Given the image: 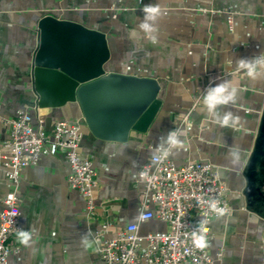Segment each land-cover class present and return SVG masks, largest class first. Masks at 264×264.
Masks as SVG:
<instances>
[{
  "label": "crops",
  "instance_id": "crops-1",
  "mask_svg": "<svg viewBox=\"0 0 264 264\" xmlns=\"http://www.w3.org/2000/svg\"><path fill=\"white\" fill-rule=\"evenodd\" d=\"M150 3H159L166 13L156 44L138 29ZM48 14L103 32L110 52L106 72L157 82L160 105L143 131L130 130L124 140L103 139L88 129L78 102L36 105L32 56L38 22ZM260 54L264 0H0V147L9 138L8 121L20 109L30 114L34 128L40 124L46 131L58 121L77 122L79 151L91 160L97 181L88 217L82 195L67 181L64 150L45 147L36 164L20 169L16 184L0 168V212L2 197L14 189L21 228L31 230L34 241L25 247L15 234L6 264H103L98 241L138 222L145 199L138 172L170 131L185 148L169 158L178 165L210 162L227 189L230 211L208 224L209 255L216 264H264V194L244 192L245 169L264 114V78L251 80L236 67L239 58ZM222 81L239 91L237 101L221 109L241 118L231 128L202 111L205 90ZM230 150L237 153L234 162ZM167 230L156 218L138 226L140 235Z\"/></svg>",
  "mask_w": 264,
  "mask_h": 264
},
{
  "label": "built area",
  "instance_id": "built-area-1",
  "mask_svg": "<svg viewBox=\"0 0 264 264\" xmlns=\"http://www.w3.org/2000/svg\"><path fill=\"white\" fill-rule=\"evenodd\" d=\"M186 117L183 115L182 120ZM31 120L30 114L20 109L8 121L9 138L0 147V168L6 178L16 184L20 169L36 164L45 147L51 151L62 149L70 170L67 181L82 195L86 214L91 217L97 181L91 160L79 151L80 125L58 121L46 131L40 124L34 128ZM154 155L138 172L145 196L138 222L126 225L114 237L98 241L103 264H216L208 248L200 250L194 246L192 232L201 226L209 231V221L218 216L208 208V201L213 198L219 201L224 214L230 211L225 184L210 162L190 160L178 165L169 157L156 162ZM1 200L0 264H6L12 237L22 228L15 190L8 191ZM151 218L165 222L168 230L140 235L139 223ZM202 221L207 223L202 225ZM141 242L145 243L143 248Z\"/></svg>",
  "mask_w": 264,
  "mask_h": 264
},
{
  "label": "water",
  "instance_id": "water-1",
  "mask_svg": "<svg viewBox=\"0 0 264 264\" xmlns=\"http://www.w3.org/2000/svg\"><path fill=\"white\" fill-rule=\"evenodd\" d=\"M37 27L38 42L32 56L37 106L76 101L88 129L103 139L124 140L130 130L145 129L160 105L154 79L106 72L110 52L103 32L49 14ZM118 117L123 119L115 123ZM245 175V194L262 196L264 114Z\"/></svg>",
  "mask_w": 264,
  "mask_h": 264
},
{
  "label": "clouds",
  "instance_id": "clouds-1",
  "mask_svg": "<svg viewBox=\"0 0 264 264\" xmlns=\"http://www.w3.org/2000/svg\"><path fill=\"white\" fill-rule=\"evenodd\" d=\"M166 15L159 3H150L143 8V19L138 24V29L153 44L158 42V25L160 20ZM238 70L244 72L251 80L264 78V54L251 57H242L236 61ZM238 89L231 86L228 81H222L208 87L203 96L204 111L220 127H235L240 123V117L231 111H221L225 106L234 104L238 99ZM185 148V142L176 131H170L162 137L161 143L153 159L156 162H163L170 155ZM236 151L230 150L228 156L233 162L236 158ZM208 208L218 216L224 215V209L219 206V201L215 198L208 201ZM202 225L207 221H202ZM208 229L199 227L192 232V242L197 249L203 250L209 247L207 237ZM18 243L25 247H31L34 243L33 232L31 230L20 229L16 233Z\"/></svg>",
  "mask_w": 264,
  "mask_h": 264
}]
</instances>
